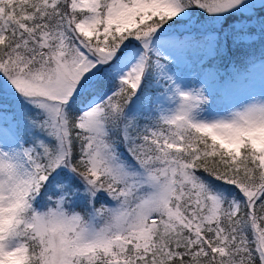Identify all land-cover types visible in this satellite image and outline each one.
<instances>
[{
	"label": "snow or ice",
	"instance_id": "1",
	"mask_svg": "<svg viewBox=\"0 0 264 264\" xmlns=\"http://www.w3.org/2000/svg\"><path fill=\"white\" fill-rule=\"evenodd\" d=\"M0 264H264V0H0Z\"/></svg>",
	"mask_w": 264,
	"mask_h": 264
},
{
	"label": "rangeland",
	"instance_id": "2",
	"mask_svg": "<svg viewBox=\"0 0 264 264\" xmlns=\"http://www.w3.org/2000/svg\"><path fill=\"white\" fill-rule=\"evenodd\" d=\"M254 50H255V53L256 55H259V45H254ZM237 65L240 66L241 65V61L240 60H237Z\"/></svg>",
	"mask_w": 264,
	"mask_h": 264
}]
</instances>
